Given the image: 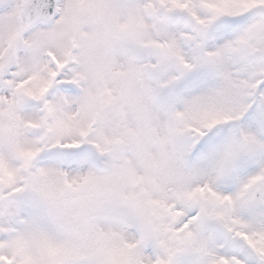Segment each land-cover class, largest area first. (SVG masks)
I'll return each mask as SVG.
<instances>
[{
    "label": "snow or ice",
    "instance_id": "1",
    "mask_svg": "<svg viewBox=\"0 0 264 264\" xmlns=\"http://www.w3.org/2000/svg\"><path fill=\"white\" fill-rule=\"evenodd\" d=\"M0 264H264V0H0Z\"/></svg>",
    "mask_w": 264,
    "mask_h": 264
}]
</instances>
